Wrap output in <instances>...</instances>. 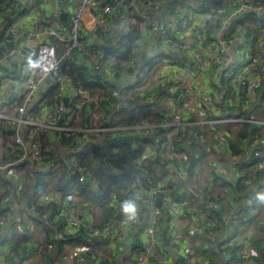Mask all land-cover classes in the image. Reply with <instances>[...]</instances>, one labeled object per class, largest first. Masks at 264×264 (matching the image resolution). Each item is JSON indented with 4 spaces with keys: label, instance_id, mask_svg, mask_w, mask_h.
Masks as SVG:
<instances>
[{
    "label": "built area",
    "instance_id": "obj_1",
    "mask_svg": "<svg viewBox=\"0 0 264 264\" xmlns=\"http://www.w3.org/2000/svg\"><path fill=\"white\" fill-rule=\"evenodd\" d=\"M31 0H0V10H7L10 15L6 20H12L11 24L0 25V119L10 120L17 123L16 133L11 137L8 147L4 146L3 140L0 138V176L11 180L17 186L16 196L20 200L22 192V179L20 177L19 166L25 161H30L34 170H43L47 172L50 169L51 161H53L54 151L51 145L44 144L36 134L53 138L56 133L63 132L67 134H80L78 139L83 142L100 141L106 142V137L110 135L124 134L133 137L152 136L155 134L156 125L144 123L136 126L128 127H112L100 126L99 122L102 115L99 113V98L87 92H79L81 100L78 109L81 107L92 106L88 109V123L84 127L78 125L79 118L69 107L70 100L78 94L69 78L65 77L61 68V61L68 58L72 53L79 52L83 49L81 41V30L84 15L97 8L100 14L95 16L94 27L98 30L99 35L111 40L116 37L115 29L108 24V16L116 15L120 23L127 25L129 17L124 12L123 0H112V2L104 3L99 0H56L59 9L51 18L58 20L61 13L66 12V8H74L71 15V22L67 32L64 27L39 24L38 21L32 22L27 28L21 27L12 10H24ZM164 1L156 3L148 2L154 11H159L165 4ZM264 0H230L229 9L220 23L218 35L216 37L215 46H207L203 41V31L210 19L209 14H204L203 19L196 23L192 20V13L180 17L179 27L181 29L180 38H175L170 31V26L162 27L156 16L153 14H144V25L148 27L154 34L158 35L162 42L169 47L172 52L181 54H190L193 62H198L200 67L199 76H196L192 69L184 67L183 70L176 72L169 66H164L156 72V85L159 88L166 89L171 80L175 83L174 92L177 94L182 110L186 113L193 114L201 109L207 113L209 109L216 107L217 98L214 94L205 90L204 86L198 88V84L202 83L201 79L207 73L209 68L219 69L221 79L227 83L228 95L230 99L237 98V93L242 92L247 100L254 99L256 94L264 88L262 68L264 67V30L261 33L257 45L256 54H251V45H246L240 50V57L237 58L231 51L237 48L233 38L225 36L224 32L228 29L231 21L240 15H246L250 12H261L264 9ZM62 45L65 53L62 57L58 55V48ZM141 51V47L137 45L132 54L135 56L129 64L125 66L126 70L134 68L137 62V56ZM21 61V70L16 76L17 83L14 82L15 62ZM97 63V62H95ZM173 65V64H172ZM26 69L25 74L22 71ZM51 79V83L47 84V79ZM12 81V83H10ZM12 86L11 91L7 92L10 102L3 103V92L7 86ZM57 85L59 93L57 98L61 100L60 104L54 107H45L43 115L40 117L26 116L28 108L33 105L39 93L44 92L49 86ZM6 98V97H5ZM69 99L68 105L65 99ZM72 122H74L72 126ZM264 125V123H262ZM79 126V128H75ZM172 128L165 135V140L155 148L147 146L142 157L138 162L139 174L128 188H121L120 194L122 202L134 201L137 206L136 218L129 219L122 214V221L129 230H135L142 222L141 211L146 216V234L147 242L142 248H136L130 252L131 264H160L166 260V257L159 252L162 247L160 222L163 213L168 216V225L172 226L173 234L170 245L172 249L177 250L181 241H186L187 246L183 258L178 264H204V258L195 253L193 249V239L184 232L186 225L185 217L188 213L192 214V222H190V231L201 227L206 239L213 244H218L220 240V231L208 222L205 215L198 216L194 209L187 210L181 202L175 201L167 193L168 183L161 180L156 174L158 170L157 163L161 167H173L182 177L189 178V159L187 152L180 151L177 144H181L185 130L179 128L177 124H169ZM31 129L28 134V141H25L23 133ZM263 135H255L252 138V154L259 162V169H264V132ZM57 136V135H56ZM224 140V138H222ZM59 143V137L56 138V144ZM11 151L7 152L8 149ZM62 152V149H60ZM69 152V151H68ZM63 152V153H68ZM237 157H233L236 159ZM67 166L71 175H78L81 184H94V173L92 169L79 166L75 157L66 158ZM219 167L213 168L219 171ZM200 176V171L196 170L194 175L190 177V182L196 180ZM259 193L264 192V176L260 179L258 185ZM120 201L114 198L111 206ZM57 202L62 203L66 210V229L65 234H74L79 228L84 227L93 238H108L111 235L115 216H111L108 221L99 226L89 217V212L85 208L76 205V196L74 191L66 193H55L48 190L40 197L39 203ZM228 203L227 198L220 201L209 200L208 207L210 209H220L224 204ZM264 202H260L257 207L249 206L244 212V218L241 221V231L234 237H226L221 243L223 254L229 248H237L240 254V264H250L255 251L250 244V236L254 230L251 229L249 221L261 211ZM86 215V216H85ZM22 220L30 230L32 226L27 215L22 216ZM6 227L5 218L0 219V237L4 236ZM183 227V228H182ZM128 234L123 235L124 243L119 249L125 252V242ZM97 256L99 264H117V260L113 253L104 260L103 253L97 251L93 256ZM72 257V264H87L88 258L92 256L90 247L80 245L76 247ZM30 263L29 260H26ZM0 264H13L10 253L0 247Z\"/></svg>",
    "mask_w": 264,
    "mask_h": 264
},
{
    "label": "trees",
    "instance_id": "obj_2",
    "mask_svg": "<svg viewBox=\"0 0 264 264\" xmlns=\"http://www.w3.org/2000/svg\"><path fill=\"white\" fill-rule=\"evenodd\" d=\"M102 1V0H99ZM138 1V0H135ZM151 3H156L159 1H165L166 7L170 13H177L178 5H181L185 0H149ZM200 2V0H197ZM230 1V0H229ZM37 1L33 3V8L39 7L36 4ZM131 0H123V5L130 3ZM108 3V2H104ZM228 1L226 0H202L201 6L199 9L194 10L198 14H209L210 19L206 25L205 30L203 31V41L207 46L216 45V33L219 31L220 23L225 17V11L227 10ZM165 5V4H164ZM264 5V3H263ZM26 9V10H25ZM23 10L16 11L12 10L11 14L14 15L15 20L20 16L24 15L26 12L30 11V7H26ZM153 12V11H151ZM153 14V13H150ZM10 13L7 10H0V25L5 23L4 26L12 23V20L9 23V20H6V17ZM41 16L43 17V12L41 11ZM129 22L130 15L128 13ZM5 22H2L3 19ZM2 19V20H1ZM144 23V21L142 20ZM141 19H137V23L133 25V30H130L129 34L124 35L119 38L115 43V48L111 52L113 54V63L110 68V71L114 68L118 73L114 74L113 78L115 80L120 79L123 76H130L134 80V86L137 83H142L143 76L147 72L151 73L152 69L155 68L158 63H160L159 57L164 55L168 62L173 65L186 66L187 68L192 69L194 67V62L189 63L186 60L185 56L181 55L179 57H174L171 53L159 54L152 58V61L143 68V62H137L134 68L126 70L125 66L130 63V61L135 57L132 54L133 49L140 43L141 34L139 30V25L142 23ZM50 25V24H42ZM129 25V24H128ZM264 30V9L261 12H250L246 15H240L235 17L228 26V29L224 32L225 36L233 38L236 42L237 49L239 51L246 45H251V54H256L257 41L259 40L261 33ZM83 43V39H81ZM84 47L81 51L72 53L70 57L64 58L61 61L62 72L65 77L69 78L71 85L74 90L78 93L73 100H70L68 109L74 112L75 115H78L79 122L78 125L82 128L88 123L89 111L88 109L92 106L81 107L78 109L81 100V95L79 92H87L93 96L99 98V113L102 115V118L99 122V125L112 126V127H132L144 123H149L156 125L154 137L152 136H139L136 140H131L129 135L120 133L118 135H110L106 138V143H108L105 149L99 147V144L96 141H87L81 144V141L78 139L80 134H67L63 132H58L56 135L59 137L58 148L62 149V152H68L64 154L65 159L68 157H75L79 166L94 170L102 164V160L107 154L106 163L104 168L94 174V181L97 187L94 184L86 183L81 184L78 180V175H71L70 169L64 163H67L64 159H59L56 161L55 152L53 153V163L51 161L50 169L48 170L49 175H36L33 176L34 166L31 162H24L19 166L21 171L22 178V192L21 198L19 200V205L28 208L30 213L28 215L29 221L33 223L36 227L46 232V236L42 239L43 245V256L44 264H56L60 256L64 252L66 245L80 246L86 245L88 247L94 248V245H97L95 239L90 236L88 231L84 227L79 228L74 234H65L66 229V210L62 203L49 202V203H39L40 197L45 194L48 190L54 191L55 193H66L69 191H74L76 199L80 200L82 203H86V207L91 211L93 205L103 206L111 196L121 188L128 187L132 185L133 180L139 174L138 162L142 157L147 146H157L165 140L166 133L172 128L168 127L169 124H174L172 118H168L161 114L159 111L153 109V105L146 102L141 95L128 97V92L131 88L122 87L119 85L113 78L107 77L105 73H101L96 68V65L91 67L88 63H85L84 60H81L80 56H84ZM65 53V49L62 45L58 48V55L62 57ZM88 54V53H87ZM90 54V53H89ZM88 58V57H87ZM89 59V58H88ZM109 59V58H108ZM105 59V63L108 61ZM158 60V61H157ZM154 66V67H153ZM132 86V87H134ZM169 88V85L166 89ZM59 93V88L57 85L49 86L44 94L39 93L35 103L28 108L27 114L29 117H40L43 115V109L45 107H54L56 104H60L61 100L57 98ZM177 94L175 95V97ZM256 99V101H255ZM245 101V100H244ZM254 104H251V102ZM251 102L244 103L251 104L253 108L255 105L264 107V88L256 94ZM252 102V103H253ZM260 103V104H259ZM235 105V103H234ZM243 104H239V111L243 109ZM88 108V109H87ZM234 111V110H233ZM241 116H247V113L241 111ZM74 122H72L73 126ZM17 123L10 120L0 119V138L3 140L4 146L8 147L11 142V137L16 133ZM31 132V129L26 130L23 133L25 141H28V134ZM245 132L250 133L249 125H245ZM263 132L260 130H255L252 132L253 138L255 135H263ZM39 138L44 144H49L51 139L49 137L38 135ZM205 144V131L203 127L185 130V136L181 144H177V147L180 151L187 152L189 164L192 156L195 157L194 164L192 167V175L196 170H200V162L205 158L204 151ZM187 146L189 147L187 148ZM10 152L9 148L7 152ZM56 157V158H54ZM254 157V156H253ZM254 164L259 163L262 160L253 159ZM31 163V164H30ZM53 163V164H52ZM158 172L155 174L161 179L165 180L162 177H165L167 174L166 170L169 168L161 167L157 163ZM245 167V165L243 164ZM162 171V172H160ZM171 171L177 176L176 179L180 176L176 169L171 167ZM154 172V171H153ZM241 173V172H239ZM262 177L264 176V169L261 171ZM162 176V177H160ZM261 177V178H262ZM185 178V177H183ZM190 184V188L187 189L184 184L179 183L178 181H172L168 183L167 193L175 201L181 202L185 205L187 210L194 209L198 216L205 215L209 223L214 225L222 235H226V232L229 229V226L233 224L234 221L238 224V229L241 227V221L244 218V212L247 210L245 208L242 211L236 212V204L240 201V194H244V188H242L243 181H238L237 183L225 182L222 180L223 187L227 191L233 194L234 198L232 201L226 203L227 209L225 208L226 204L220 209L211 210L209 207L206 208L200 202H198L197 192L200 191V188L193 187L194 183L189 178H185ZM0 181L2 182L4 188L0 192V217L4 215L8 209H2L3 201L5 198L9 197L11 191L15 189V184H12L11 180H8L0 176ZM14 188V189H13ZM223 191V190H222ZM218 193L217 201L224 199V196ZM6 195V196H5ZM5 196V197H3ZM213 196L212 192H206L205 198ZM17 198V196L15 195ZM222 197V198H221ZM212 199V198H208ZM89 203V205H88ZM194 204H197L196 206ZM208 204V201H207ZM256 207V203L253 205ZM19 209V208H18ZM89 211V212H90ZM105 211V209H104ZM110 212V213H109ZM104 213V218L100 222H96L97 225H104L108 219L113 216V212L109 211ZM142 220L144 216L141 217ZM191 214H187L185 217V228L184 232L187 236H192L193 238H199L201 241V246H194V251L196 254L202 256L204 264H218L221 262L219 253L215 249L210 248L211 256L216 257L217 262L210 260L206 256L207 251L204 249L203 245L207 244V239L204 235V232L201 230V227L196 228L195 230L190 231L189 225L191 222ZM160 228L168 231V216L166 213H163ZM142 224V222H141ZM140 224V225H141ZM230 224V225H229ZM145 224H143L144 226ZM229 225V226H228ZM142 228V227H141ZM250 244L255 251V256H253L250 264H263V246H264V226L260 227L259 232L254 230L250 236ZM195 243V242H194ZM196 245V244H195ZM218 251L223 254L222 249ZM97 251L92 252L94 255ZM204 255V256H203ZM226 264H240V254L237 248H229L225 255L223 254Z\"/></svg>",
    "mask_w": 264,
    "mask_h": 264
},
{
    "label": "crops",
    "instance_id": "obj_3",
    "mask_svg": "<svg viewBox=\"0 0 264 264\" xmlns=\"http://www.w3.org/2000/svg\"><path fill=\"white\" fill-rule=\"evenodd\" d=\"M35 1H37L36 4H38L39 7H36L35 5L33 8V3ZM105 1L108 2V0H102V2ZM201 1L202 0H200V2L197 0H185L175 9V11L177 10V13H170L168 11V8L166 7V3L159 11H154V9L150 5H148L149 0H131L130 3L124 5V12L127 13V15L128 13L130 15V22H128L129 25L121 24L120 20L114 14L108 16V24L113 27V29H115L116 35V37L111 40L102 38L99 35L98 30H96L94 27V17L100 14L99 8L91 12H87L83 18L84 21L81 30V39L84 40L83 44L84 47H86V51L84 49V56H79L81 60H84L85 63H88L89 65H91V67L96 65L97 69L98 67H100L99 71L101 73H105L107 77L113 78L114 74L118 72L115 71L114 68H112L113 73L112 71H110L114 58L111 52L114 50L115 43L118 41V39L126 34H129V32H131L130 30H133V25L137 23L138 18H140L142 22V17L144 14L153 13L162 27L171 25V34L175 38L179 39L181 29L178 23L180 17L190 15L192 13V16H190L192 17V20L194 22H200L201 17L203 19L204 14H198L194 12V10L199 9V7L201 6ZM226 1H228L229 3V0ZM27 6L30 7V11L26 12L24 15L20 16L17 19V22L21 27L27 28L32 22L38 21L39 24L51 23L54 26L62 25L65 32L68 31L71 22V15L74 11V8H66V12L61 13L59 19L55 21L51 18V16L59 9V4L56 0H31L29 1ZM41 11L43 12V17L41 16ZM230 11L231 10L229 9V4H227L225 15L227 13H230ZM2 22H5V19H3ZM139 30L142 38L140 43L138 44L141 47V51L137 56V61L140 60V63H142L146 58H154L160 53L166 54L170 52L169 47L162 42L158 35L154 34L148 27H146L143 22L139 25ZM217 35L218 32L216 33V37ZM231 52L237 58L240 57V51L236 47H234ZM143 54L145 55L144 57ZM182 55L186 57L185 59L188 60L189 63L193 62L190 54ZM105 59H108L106 63L104 62ZM20 64V60H17L15 62V73H13L12 78H16V76L19 74L21 70ZM164 66H169L176 72L184 69V67H180V65H172V63L168 61L166 63H162L161 67ZM200 67L201 64L199 65L198 62L194 61V67H192V71L196 76H199ZM209 69L210 70H208L207 73L203 75L201 79L202 83L198 84V88H200V86H204L205 90L209 91L211 94H214L217 98L216 107L209 109L207 113L203 112L201 109L197 110L193 114L184 112L179 100L177 99V96L175 97V83L173 82V80H171V82L169 83L168 89L160 88L162 90H154L153 93L150 94V90H143H145L149 84L151 85L152 80H155L156 74L149 80H147L146 78L143 79L142 83L138 84L140 86H137V83L139 81L134 86V79L130 76L125 75L123 77H120V79H113L119 85L125 87V89L129 87L131 88V90H129L128 92V97L136 96V90L141 88L142 90L139 92V95H141V97L146 102L152 104L154 110L159 111L161 114L168 118H172L173 122L175 121L174 124L179 125V128L183 130H186L187 128L193 130L199 128V126L204 128L205 144L203 149L205 151V158L200 162V177H196L193 185V187H196V182L198 179H200V181L202 179L204 180L198 187L200 188V191L197 192L198 202L208 208L207 201L218 199L216 198L218 197V193L216 194V192H221L220 194L222 195V197L224 196L225 199L227 198V202H230L233 200L234 196L232 193L224 189L222 180L232 183L243 181L244 183L242 185V188L247 187L248 189L244 188V194L239 195L241 199L235 207L237 209L236 212H239L249 206H253L255 203L257 207L261 202L258 199V185L262 177L261 171L263 170L259 169V163L254 164L251 137L252 132H255V130L264 132V125L262 124L264 123V107L255 105L252 108L251 104H254V102L252 101L253 99L247 100L242 92L237 93V98L230 99L229 95L227 94L228 85L223 81V79H221L220 70H216L213 68ZM149 72H147L146 74L149 75L152 73ZM262 74L264 83V67L262 68ZM17 80L18 78L14 79V82L17 83ZM10 83H12V81ZM11 88V85L5 88L2 97L3 103L10 102L9 96H7V92L11 91ZM244 100L246 101V103L251 101L253 103L251 102V104H246L244 103ZM241 103L243 104V106H241L243 107L241 111L246 112L247 116L240 115L241 111H239V104ZM26 116L29 117V115ZM246 124L249 125V130L251 131L250 133L245 132ZM137 136L138 135L135 134L133 137H131V140H136ZM56 138L57 136L55 135L53 138H51L50 142L51 148L55 152V155L57 157L54 158H56V161L59 159L64 160L65 153L61 152L58 148V145L56 144ZM222 138H224V140ZM96 143L99 144L102 142L97 141ZM156 143V145H158V142ZM151 147L155 148L156 146ZM188 147L189 146H187V148ZM100 148L105 149L103 147ZM233 157L237 158L233 159ZM56 161H53V163ZM64 164L66 165L67 163ZM243 164L245 165V167L243 166ZM214 167H219V171H214ZM158 171L159 170H155L154 172L156 173ZM166 171L167 174L165 175V177H160L167 180L169 183H171L172 181H178L179 183L184 184L187 189L190 188V184L187 179L183 178L182 176H179L176 179L177 176L171 171V167H169V170ZM37 174L47 176L49 175V172H45L39 169L34 170L33 176H36ZM12 184H14V182H12ZM94 186L97 187L96 183H94ZM2 188H4V186L0 181V192H2ZM209 191L212 192L213 196L205 198L206 192ZM16 192L17 186L15 185V189L12 190L11 194H9V197L5 198L3 201L2 209H8V211L0 217V219L5 218L6 221L4 236L0 237V247H3L6 252L10 253L13 264H44V256L42 251L44 247L41 242L42 239L46 236V232L33 225L31 220L30 222L33 227H31L30 230H27L22 220V216L27 215L28 217V215L31 213L28 208L25 209L24 205H19V199L15 197ZM114 198H117L120 201L116 202L115 206H111ZM121 200L122 196L119 189L116 190L113 196H111V198L107 202H105L103 206L93 205L91 207V211L86 207V203L80 202L79 199H76L75 203L78 207L85 208L88 212L90 211L88 214L92 220L100 222L104 218V213L106 214V212L109 211H112L113 214H116L115 219L118 215L122 216V214L124 213V202H122ZM225 208L227 209V204ZM263 211L264 204L261 211L258 212L257 215L249 221V225L253 227V230L255 228L257 232H259L261 226H264ZM142 212L143 211H141V217L144 216V219L142 220V224L139 225L135 230H129L127 226L124 225L122 220L118 221L116 219V223L114 224L110 237L94 238L97 245H94V248L90 247V252L92 253L95 250L101 251L105 258L108 256V254L113 253L117 260V264H131L130 252L136 248H142L147 242V234L145 232L147 226L146 216ZM191 216L194 217L192 214ZM143 224L145 225L143 226ZM169 227V230L166 232L168 238L167 246L165 245L163 239V229L161 232V240L163 244L162 247L158 250L162 255L166 257V260L162 261L160 264H178V262L183 258L187 246L186 241H181L178 245L177 250L172 249L170 242L173 234V228L170 225ZM240 231L241 227L238 229V224L236 221H234L233 224L229 226L226 235L220 236L218 244H210L209 242H207V244L203 245L204 249L207 251L206 256H208L213 262H217L216 257L211 256L210 252V248L215 249L219 253L221 259V262L218 264H221L223 254L218 251L219 247L221 249V243L224 242L226 237H234ZM125 234H128V237L124 245L125 252H123V250L119 249V246L124 243L122 237ZM190 237L193 239V249L195 248L194 246H201V241L199 238H193L192 236ZM76 247L77 246L66 245L63 254L60 256V259L56 264H72L73 261L70 258L72 257L71 255H73V253L75 252ZM26 260H29L30 263H27ZM87 264H99V262L97 261V256H93L92 254V256L88 258Z\"/></svg>",
    "mask_w": 264,
    "mask_h": 264
},
{
    "label": "water",
    "instance_id": "obj_4",
    "mask_svg": "<svg viewBox=\"0 0 264 264\" xmlns=\"http://www.w3.org/2000/svg\"><path fill=\"white\" fill-rule=\"evenodd\" d=\"M108 2H112V0H108ZM168 53H171L174 57H179V56L181 55V54L178 53V52H172V51H170V52H168ZM144 56H145V55L143 54V57H144ZM152 58H153V57L146 58V59L144 60V62H143L142 67L145 68V67H146V66L152 61ZM46 82H47V84H50V83H51V79H50V78L47 79ZM41 94H44V92H42ZM68 103H69V99L66 98V99H65V104L68 105ZM138 137H139V136H137L136 139H138ZM152 137H154V134L152 135ZM107 144H108V143H106V144L99 143V146L105 148ZM106 159H107V154H105V156H104V158H103V160H102V165H100L99 167H97V168L94 170V174L97 173L98 171H100V170H102V169L104 168V165H105V163H106ZM194 160H195V157L192 156V158H191V160H190V164H189V174H188L189 177L192 176V167H193V164H194ZM116 219H117L118 221H121V220H122V216H121V215H118V216L116 217ZM163 231H164V232H163V239H164L165 245L167 246V245H168V238H167V234H166L167 231H166V229L163 230ZM263 256H264V246H263ZM221 264H225V259L223 258V256H222V263H221Z\"/></svg>",
    "mask_w": 264,
    "mask_h": 264
},
{
    "label": "rangeland",
    "instance_id": "obj_5",
    "mask_svg": "<svg viewBox=\"0 0 264 264\" xmlns=\"http://www.w3.org/2000/svg\"><path fill=\"white\" fill-rule=\"evenodd\" d=\"M80 36H81V34H80ZM159 59H160V63H158V65L155 67V68H153L152 69V73L151 74H149V75H147V76H143V79H147V80H149L150 78H153L154 77V75L156 74L155 72H157L158 71V69L159 68H161V66H162V63H166L168 60H167V58L164 56V55H161L160 57H159ZM158 61V60H157ZM154 67V66H153ZM146 69V68H145ZM25 72H26V69H24L23 71H22V73L23 74H25ZM0 79H2L1 77H0ZM139 84H141V83H139ZM138 86H140V85H138ZM158 86L156 85V80H152V82H151V85L149 84L147 87H146V89L145 90H143V91H148V90H150V94H152L153 93V91L154 90H162V89H160L159 87L157 88ZM138 90V91H137ZM136 90V96L137 95H139V92L142 90L141 88H139V89H137ZM0 111H2V108H1V105H0ZM75 128L77 129V128H79V126H75ZM212 168V167H211ZM20 177H21V174H20ZM200 177V176H199ZM22 179V178H21ZM200 179H198L197 180V182H196V187L195 188H197V187H199L200 186V184H202V182L204 181L203 179L200 181ZM129 187V186H128ZM128 187H125V188H128ZM195 206L197 205V204H194ZM211 210H214V209H211ZM196 212V211H195ZM264 212V211H263ZM264 221V220H263ZM191 222H192V219H191ZM183 228V227H182ZM251 229L253 230V227L251 226ZM254 230H256L255 228H254ZM207 241L210 243V244H213V243H211L208 239H207ZM105 254H107V253H105ZM108 256H111V254H108ZM107 256V257H108ZM103 258H104V260L106 259L105 258V256L103 255ZM263 264H264V261H263Z\"/></svg>",
    "mask_w": 264,
    "mask_h": 264
},
{
    "label": "clouds",
    "instance_id": "obj_6",
    "mask_svg": "<svg viewBox=\"0 0 264 264\" xmlns=\"http://www.w3.org/2000/svg\"><path fill=\"white\" fill-rule=\"evenodd\" d=\"M258 199L264 202V192L258 194ZM123 211L129 219H135L137 215V206L134 201H125L123 204Z\"/></svg>",
    "mask_w": 264,
    "mask_h": 264
}]
</instances>
